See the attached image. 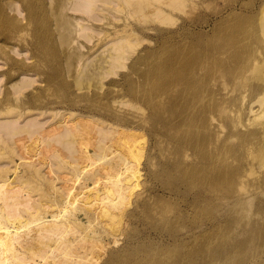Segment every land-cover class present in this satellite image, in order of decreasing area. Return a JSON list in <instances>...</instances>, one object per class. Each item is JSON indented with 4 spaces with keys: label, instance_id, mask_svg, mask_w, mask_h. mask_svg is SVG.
Here are the masks:
<instances>
[{
    "label": "bare ground",
    "instance_id": "obj_1",
    "mask_svg": "<svg viewBox=\"0 0 264 264\" xmlns=\"http://www.w3.org/2000/svg\"><path fill=\"white\" fill-rule=\"evenodd\" d=\"M20 1L0 0V264H264V79L231 108L249 94L171 46L190 0H26L29 24ZM36 21L31 48L10 42ZM141 21L164 43L137 49ZM64 53L62 97L45 58Z\"/></svg>",
    "mask_w": 264,
    "mask_h": 264
},
{
    "label": "rangeland",
    "instance_id": "obj_2",
    "mask_svg": "<svg viewBox=\"0 0 264 264\" xmlns=\"http://www.w3.org/2000/svg\"><path fill=\"white\" fill-rule=\"evenodd\" d=\"M44 1L46 0H37L39 5ZM194 1L193 2H191V0L188 1L187 6L184 8V10L175 11L174 14L175 24L172 25L173 26L172 28L174 30H177L178 32H176L170 38L173 39L170 42L171 46L175 47L176 51L182 54L200 53L203 55V53H206L204 55V59L207 67L213 66L215 63H219L223 68L222 79H225V81H223L224 93L230 94L232 88L235 87V88H242L243 92L246 95L249 94V96L244 100H241L242 98L235 99L234 100L235 105H233L231 108H234L239 104L245 106L246 104L249 103L250 99L256 95V93H254L255 92L254 84H256L255 81L259 79H264V0H197V1L194 0ZM18 4L20 5V7H22L23 15L25 14L24 15L25 18L29 16L30 13L28 10L29 6L27 1L22 0ZM231 8L238 9L239 11L237 13L232 14L227 20L222 22L220 15L223 14L224 17L226 15V12L230 11ZM26 19H24V22L26 21ZM247 19H251V20L247 21ZM116 20L117 21L113 20L112 21L113 23L110 25L105 24L106 22L105 20L94 21L96 27L104 26V28L106 29V33L102 31L100 35L98 33L99 32L98 29H96L95 27H91L92 31L90 30L89 32L94 33V35L96 36L91 42H88V44L92 45L93 41L97 40L98 37L100 38L101 41H104L102 42V44H104L105 41H107L106 40L107 37L108 39L111 37L109 35H111V32L116 29V25H119L123 22V21L122 22L119 21V19ZM26 22L28 24L30 23L29 20ZM137 23L135 24L136 29H138L136 32L137 37L135 35L133 37V39H136L137 41L140 40V42L138 41L139 46L137 45L138 47L137 49H142L146 46L153 47L157 39L160 41L161 44L164 43V37L158 36V33L153 29L149 30L146 26L147 25L146 21L139 22L140 25ZM42 25L43 24L38 21L34 23L32 22V24L26 26V28L24 29L25 31L23 30L24 33L22 31L17 32L16 29H14L15 31L11 35L10 42L15 44L25 45L26 48H31V46L28 44L32 45V41H33L32 38L34 35V31L37 28L42 27ZM17 33L21 38L20 37L18 38ZM3 37L5 38V36L2 35L0 39H2ZM80 40L84 41L85 39L80 38ZM100 40H99V46L101 43ZM57 44L60 46L59 43ZM74 46L75 44L70 45V47L69 44L66 45L67 52L69 51L70 55L72 56H76V52L78 51L77 43H76L77 51H75ZM253 48L255 49L254 55L257 58L252 62L251 66L249 64L250 62L247 65H244L245 67L240 66L242 60L241 58L237 59V56L234 54V52L238 51L243 54H247L248 52L252 54ZM30 51L32 52L31 49H29V53H31ZM87 51L88 49L84 47L83 52H87ZM250 54L246 55L245 57H249ZM38 58H39L38 55L35 58H31L33 60L31 62L34 63L35 61L34 59H37V61L35 62H38L39 60ZM45 60L49 65L62 64L63 66L62 69L63 71L65 70L66 72V79L68 80L69 86L63 87V85H60V87H52L53 91L55 92V95H57L58 93V95L63 97V94H65V90L67 91L66 93L68 94L74 93L73 91L76 92L78 86L77 85L75 86L73 82L74 80L72 78L74 77L73 74L76 67L72 65V62L69 58H67V55L64 53L63 56L60 55L58 58L56 55H53L51 57H46ZM131 62L132 61L130 59L128 60L127 64H130ZM127 71H128L127 68L119 69L120 73H126ZM70 74L72 75V77H70ZM111 79L117 80L115 85L120 84L118 86H113V87L123 86L124 88H128V90L130 89V87L126 84L125 81H123L122 77L119 75H115V76L112 75L104 79V81H106V85H105L106 87L104 86V89L105 88L107 89L108 85H111L108 83ZM73 86H75L76 89ZM91 86H89L90 88L88 90L90 93L93 88ZM53 91H49V92H53ZM44 94L45 93L42 94L40 92L41 95L40 96L38 93L37 98H39V100L40 98L44 99L45 98L43 97ZM37 98L33 101V103L36 106L38 104L35 103L38 100ZM78 98L81 100L80 97ZM43 99H41V101L38 100L39 104H41L40 102L44 101ZM230 112L231 111H229L228 113ZM230 118L231 115L228 118L226 117V119H220V121L224 123L230 121L229 120ZM229 131L227 130L222 138H226L225 141H228L231 145L234 146L239 140V137L235 138L233 136V133H231L232 131L231 132Z\"/></svg>",
    "mask_w": 264,
    "mask_h": 264
}]
</instances>
